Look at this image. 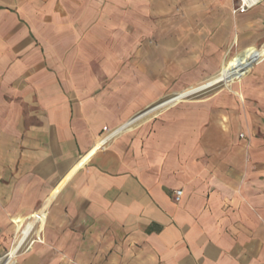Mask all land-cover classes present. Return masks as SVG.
Segmentation results:
<instances>
[{"label":"crops","instance_id":"1","mask_svg":"<svg viewBox=\"0 0 264 264\" xmlns=\"http://www.w3.org/2000/svg\"><path fill=\"white\" fill-rule=\"evenodd\" d=\"M57 1L0 0V264H264V0Z\"/></svg>","mask_w":264,"mask_h":264},{"label":"rangeland","instance_id":"2","mask_svg":"<svg viewBox=\"0 0 264 264\" xmlns=\"http://www.w3.org/2000/svg\"><path fill=\"white\" fill-rule=\"evenodd\" d=\"M70 1L71 0H64V4L62 3L63 2V0L62 1H60L59 2V0L57 1V2H59L58 3V5H57V7L58 8H61V11L63 10V11H65V7L68 9H70ZM163 1H165L167 4H169V5H167L166 3H163V5H165V7L164 8H159V9H157V8H155L154 10L152 9V12H159L160 11V9L161 10H168L167 9V7L168 6H172V8L174 9L175 7H176V2H180V0H163ZM178 6H180V4H178ZM166 8V9H165ZM66 9V10H67ZM73 10L75 11V9L73 8ZM67 11H69V10H67ZM151 17V19H152V22L155 24L156 23V18L155 17H153V15H151L150 16ZM66 22H68V21H66ZM90 24H93V22H91ZM90 26H92V25H90ZM89 26V27H90ZM89 30V29H88ZM154 34L155 33H153L152 32V35L150 36V39H153L154 37ZM209 77H207V78H205V79H203V80H200V81H198V82H196V83H192L191 85H189L188 87H183L184 89H182L183 90V92H185L186 90H188L189 88H192L193 86H195V85H197V84H199V83H201L202 81H204V80H206V79H208ZM187 86V85H186ZM222 89H224V88H222V87H219V88H216V89H214V90H212V91H209V92H207V93H205V94H202V95H199V96H196V97H194V98H191L190 100H200V99H204V98H206V97H208L209 95H211L212 93H215V92H217V91H220V90H222ZM177 91H179V90H173V87H170V86H168L167 87V89H166V94L165 95H167V94H170V93H173V92H177ZM19 235V232H18V234H17V236Z\"/></svg>","mask_w":264,"mask_h":264},{"label":"built area","instance_id":"3","mask_svg":"<svg viewBox=\"0 0 264 264\" xmlns=\"http://www.w3.org/2000/svg\"><path fill=\"white\" fill-rule=\"evenodd\" d=\"M255 2H246L244 0H240L239 4L236 6V8L233 9V12H245L249 6L254 4ZM104 130H106V127H104ZM182 194L181 189H176L173 191V197L175 200H178Z\"/></svg>","mask_w":264,"mask_h":264},{"label":"bare ground","instance_id":"4","mask_svg":"<svg viewBox=\"0 0 264 264\" xmlns=\"http://www.w3.org/2000/svg\"><path fill=\"white\" fill-rule=\"evenodd\" d=\"M244 1H246V2H255L256 0H244Z\"/></svg>","mask_w":264,"mask_h":264}]
</instances>
